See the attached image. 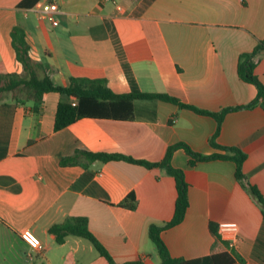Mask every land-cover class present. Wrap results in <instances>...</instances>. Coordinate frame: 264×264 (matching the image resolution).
Here are the masks:
<instances>
[{
    "label": "crops",
    "instance_id": "crops-1",
    "mask_svg": "<svg viewBox=\"0 0 264 264\" xmlns=\"http://www.w3.org/2000/svg\"><path fill=\"white\" fill-rule=\"evenodd\" d=\"M39 0H0V64L22 74L11 32L24 30L29 56L55 84L70 77L104 79L114 93H165L201 110L225 112L215 142L246 155L242 170L264 197V107L254 84L237 73L240 55L264 41V0H57L59 24L34 11ZM264 85V49L253 57ZM58 92L37 110L14 95L0 100V264H109L89 240L57 243L49 227L70 216L87 218L94 236L118 263L161 262L149 226L173 216L175 179L163 168L125 160L61 164L76 150L118 153L156 162L178 142L204 155L225 153L209 142L216 119L160 99H135L131 119L83 116L54 130ZM245 106V107H244ZM182 147L171 164L184 172L189 204L183 219L160 237L171 256L210 254V223L235 221L243 264H264V215L226 159L189 165ZM133 208L122 205L132 203ZM30 231L42 248L23 238ZM237 261V260H236Z\"/></svg>",
    "mask_w": 264,
    "mask_h": 264
},
{
    "label": "trees",
    "instance_id": "trees-1",
    "mask_svg": "<svg viewBox=\"0 0 264 264\" xmlns=\"http://www.w3.org/2000/svg\"><path fill=\"white\" fill-rule=\"evenodd\" d=\"M11 37L16 58L23 67V73H9L0 64V93L10 92L17 89L25 90V93L27 94L26 99L32 101L31 108L37 110L43 103L46 93L50 91L58 92L61 95V98L57 104L55 113L54 130H59L83 116L131 119L133 117V101L135 99H160L174 103L179 107L192 109L201 114L211 115L216 119L217 129L214 135L209 139V142L212 146L224 150L225 153L204 155L192 150L186 143L178 142L168 146L163 159L156 162L136 159L118 153L91 152L83 149L76 150L71 156L61 158L62 165L82 163V159L86 160L85 163H82L84 165L93 161L107 162L111 160H125L142 165L146 168L160 167L163 168L167 174L173 176L177 190L173 216L163 225L151 224L149 226L150 239L154 243L161 259L159 264H200L201 262L199 259L186 260L184 258L171 256L167 246L160 237V232L163 229L176 225L183 219L189 204L188 184L184 178V172L182 169L176 168L171 164V155L173 151L179 147H182L189 155L190 159L188 163L190 166L195 165L198 161L212 159L234 161L236 165V179L259 203L264 215V197L260 190L247 180V177L242 170L243 161L246 157L245 153L236 147L223 146L215 142V136L220 129V124L225 112L240 108V106L223 108L218 112H210L182 103L177 98L165 93H147L133 90L128 93L119 94L114 93L107 86L104 79L70 77L69 82L66 85L55 84L47 74V71L51 69V66L35 61L29 56V45L26 42L24 30L19 26H15L12 29ZM261 49H264V41L261 42L251 53H243L240 55L238 60L237 73L239 77L246 82L254 84L257 88L255 99L250 104L246 105V107H251L256 103H260L264 107V85L254 73L255 62L253 61V57ZM14 96L17 100H21L19 96ZM1 99L2 97H0V100ZM127 199H130L132 203L126 204V202L123 201L121 204L133 208L135 206L134 195L130 194ZM209 229L214 238V243L210 254L203 258V260H208L210 264H243V260L238 255L232 256L223 246L220 236L217 233V224L210 223ZM48 231L59 244L63 243L68 235L86 238L109 264H118L113 260L107 249L90 231L86 217H67L62 222L52 224ZM121 264L144 263L135 260Z\"/></svg>",
    "mask_w": 264,
    "mask_h": 264
},
{
    "label": "built area",
    "instance_id": "built-area-1",
    "mask_svg": "<svg viewBox=\"0 0 264 264\" xmlns=\"http://www.w3.org/2000/svg\"><path fill=\"white\" fill-rule=\"evenodd\" d=\"M37 16L42 20L49 21L53 26L59 24L57 14L59 13L57 0H39L34 7ZM217 233L220 238L228 243L229 248L235 246L238 238V224L235 221H219ZM22 238L33 248L41 249L39 240L28 230L22 233Z\"/></svg>",
    "mask_w": 264,
    "mask_h": 264
},
{
    "label": "rangeland",
    "instance_id": "rangeland-1",
    "mask_svg": "<svg viewBox=\"0 0 264 264\" xmlns=\"http://www.w3.org/2000/svg\"><path fill=\"white\" fill-rule=\"evenodd\" d=\"M10 95H17L21 98V101H24L25 103L27 101H31L29 99H26L27 94L25 93V90H14V91H10V92H5V93H0V97L4 98L6 96H10Z\"/></svg>",
    "mask_w": 264,
    "mask_h": 264
}]
</instances>
